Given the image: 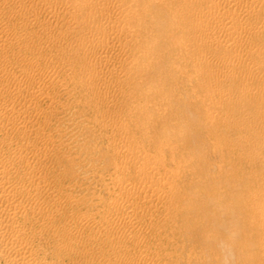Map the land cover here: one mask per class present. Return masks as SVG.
I'll use <instances>...</instances> for the list:
<instances>
[{
    "label": "bare ground",
    "instance_id": "obj_1",
    "mask_svg": "<svg viewBox=\"0 0 264 264\" xmlns=\"http://www.w3.org/2000/svg\"><path fill=\"white\" fill-rule=\"evenodd\" d=\"M148 59L153 61L151 74L158 80L159 88L154 91L138 79V72ZM164 71L170 76L166 84L165 76H161ZM178 75L187 77L184 81L194 79L208 101V109L202 110V106L196 111L199 122L208 125L207 136L223 143L225 158L240 155L241 161L250 165L242 167L237 175L225 176L221 174L224 171H219L221 176L216 179L224 186L227 179H237L242 191H249L244 180L252 179L254 190L246 198L250 197L249 207L256 212L255 235L263 237L264 0H0V259L3 264H79L78 257L88 260L99 245L108 246L107 254L99 255L96 250L99 256H91L93 261H84L85 264H164L160 262L164 256H160L157 247L170 251L165 254L166 262L177 264L183 258L173 250L182 240L179 231L188 227L189 233L198 234V227H207L199 232L208 233V226H201L200 214L204 213L203 217L209 212L210 203L201 209L193 203H198L202 196L208 201L212 199L211 182L212 179L215 182L217 173L209 172L203 162H194V156L193 162L189 157V162L187 153L168 158L174 165L171 169L161 161L164 155L159 159L157 155H147L144 149L138 153L136 140L137 145L132 146L131 141L125 144L133 129L129 126L134 127V122L118 111L123 108L132 115L133 112L148 115L150 109L144 98L151 96L152 101L162 99L165 103L166 91L182 85L180 77L176 79ZM149 78L153 80V76ZM140 91L146 96L134 101L132 98ZM41 103H47L46 107ZM76 107L82 113L94 108V113L90 111L94 114L93 125L79 119ZM217 117L223 122L217 121ZM83 129L92 130V137L110 139V161L113 160L116 169L110 173V185L106 184L109 198L106 200V194V202L101 200L103 207L99 206L98 219L91 215L95 209L90 215L64 218L63 213L75 203L71 197V200L66 196L63 199L72 187L63 194L66 188L62 185V190L59 186L60 190L54 188L47 178L53 174L59 185L69 174L75 176L73 171L78 175V168L88 159L80 157V152L92 159L96 155L93 144L98 140L92 143L91 133L88 134L91 144L87 134H81ZM75 151H80V158ZM107 158L109 161V155ZM46 161L51 162L50 168L44 167ZM56 165H62L68 174ZM189 170L191 175L205 180L196 181L194 176L195 181H183L193 178L191 175L185 178ZM84 173L85 177L87 173ZM99 174L102 177L104 172ZM82 195L90 196L85 192ZM192 204L196 215L190 211L193 214L190 216L186 211ZM252 218L245 221L246 225ZM218 223L221 222L217 226ZM87 229L94 233L85 234ZM37 235L41 239L48 235L47 244L50 240L58 244L55 245L58 251L53 253L58 261H47L40 257L43 252H35L34 247L41 245ZM225 240L220 241L224 242L222 246L227 243ZM178 246L184 247L180 243ZM260 248L258 252L263 255L264 243ZM76 257L78 260L74 261ZM109 257L115 260L106 261ZM260 259H255L257 264H261ZM226 261L222 264H228Z\"/></svg>",
    "mask_w": 264,
    "mask_h": 264
},
{
    "label": "rangeland",
    "instance_id": "obj_2",
    "mask_svg": "<svg viewBox=\"0 0 264 264\" xmlns=\"http://www.w3.org/2000/svg\"><path fill=\"white\" fill-rule=\"evenodd\" d=\"M152 63H153L152 60H150V59L146 60L144 62V67L141 69V71H139V72L137 71V72H138V79L141 78V82H143L142 84H147L146 86H148V88L150 90L154 91L155 88H159V86H157L158 85L157 84V81H158L157 77L154 74L153 75L151 74V73H153ZM163 67L165 69L167 67L169 68V66L166 67L165 65H163ZM167 71H164L163 74H161V76L162 75L165 76V77L162 76L164 78V81H166L165 84L170 80V76L167 75ZM152 76H153L154 82H153V80L151 81L152 78L151 79L149 78V77H152ZM168 76H169V78H168ZM179 77L180 76L178 75V77H176V79L178 80ZM166 78H167V80H166ZM184 79H187V77L184 78V76H181L180 79H179V81L181 80V82H182V85L180 83L181 87H176L177 89H175L173 87L172 89H168L169 90L168 92L166 91V94L168 95V98L166 97L167 99L162 96V98L166 99L165 103H164V101L162 99H158L156 101H152L151 96L144 98V96H146V95H145V93L143 91H140V94H138V95L136 94V96L132 98L134 101H135V98H136V100L144 98V100L147 101V104H148L149 109H150V113L148 115H144V114L137 113V112H133V115H132V113H129V110H127V109L126 110L123 109V108H119L118 109L119 112H120V110L123 111V114L126 116V119L128 118L129 121L133 120V122H134L133 123L134 127H133L132 124L129 123L130 124L129 129L133 128L132 130L130 129L131 132L132 131L133 132L132 133L131 132L128 133V135L129 134L130 135L128 136V139H126L127 141H125V144L128 145L130 143V141H131V143H130L131 145L132 144L133 145H137L138 144V147L134 146V147H137L136 150H137L138 153H141V150L143 151V149H144V152L146 150L145 153H148L147 155H150V156H153V157H154V155L155 156L157 155L156 157H159V159H160V157L162 155H164L161 158V161L165 162L166 168H170L171 169V168L174 167L173 163L170 162L171 160H169L168 158H170L171 156L176 157V158L177 157H183L187 153V154L190 155V156H187L188 159H189V157H191L192 158V162H193L194 159H195L194 162H203V163H205L207 165V167L209 169V172H211L212 174H214V173L216 174L217 173L216 174L217 176L214 175L215 176V182H213V179H212V182H211V185H212L211 186L212 187V199L210 201H208L205 197L203 198V196H202L201 199H199V200L197 199L198 203H196V202L193 203L195 206L199 205L200 209L203 208L206 204H208V202L210 203V208H209V212H208L209 214L205 213V215H206V216L204 215L205 217L204 216L202 217V214H204V213L200 214L201 215L200 218H202L200 220L201 223H202L201 226L205 227V225H207L208 226V230H209L208 231L209 234L207 232H206V235H203V233L200 234L201 230L207 229V227H205L203 229L202 228L200 229V227H198L197 228L198 234L196 233L197 235L195 233H193V232L189 233L188 230H187L188 227H187V229L185 228L186 230L184 229L185 231L184 230L179 231V234H181V237H182V240H180L179 243H180V245L182 244L184 247H182V246L179 247L178 246L179 245L178 242H177L178 244L176 246L174 245L175 248L173 250H177L178 251V252L177 251L176 252L179 254V258L183 257L181 260H179V262L177 264H222L226 260L227 261L225 263H228V264H257V260H255L257 258L258 259L261 258L260 260H258V262H261V264L262 263L264 264V253H263V255H260V253L258 252V249H261L260 246H262L263 243H264V240L262 239L264 237V235H263V237H259V236L257 237L255 235V232L257 231V229L255 228L256 225H255V222H254L255 219H256V217H255L256 212H255V210L253 208L249 207L248 201H249L250 197L246 198V196H248L249 194L251 196V194H252V192L254 190V184L252 183L253 182L252 179L247 178V179L244 180V182H248L247 186L249 187V191H246V190L242 191L241 188H240V181L237 180V179H232V180L227 179L226 180L227 184L225 185L226 187L224 186V183H222L220 181H217V180H220V179H218V178L216 179V177H218L220 175L219 171H224L223 173H221V174H224V175L225 174L227 175L229 173H231L233 175H237L238 171H242L243 170L242 167L250 166V165H247L243 161H241V158L243 156H240V155L236 156V157H228L227 156L225 158V155H224L225 154L224 153L225 150L222 149L223 143L219 142L220 140L219 141L212 140L210 137L207 136L205 130L208 127V125L207 124H201L199 122V120L196 117V111L199 108L201 109L202 106H204V107H202V110L207 108V106L209 107V105L206 103L208 101H206L204 99L203 94L200 93V88H198L196 86V83L194 82V79L192 80L191 78H189V79H191L190 81H189V79H188V81L187 80L184 81ZM192 82H193V84H192ZM194 84H195V86H194ZM182 88H184V89H182ZM132 89H134V88H132ZM178 89H180V90L178 91ZM186 89L188 90V92H187ZM184 90H186V92ZM134 92L137 93V91H134ZM183 92H184V94H182ZM132 99H131V102H133ZM202 102H204V103H202ZM205 103L207 104L206 106L205 105H201V104H205ZM41 104H42L43 108H45L46 107L45 105H47V103H41ZM157 107H162L163 109H157ZM76 108H75V110L78 111V107H76ZM91 108L83 111V113L87 112V114H83L82 111L80 112V110H79L78 111V115H79V119H82V120L85 119L86 122L90 123V125H93L92 124L93 122L91 123V121H92V119H94V116H93L94 115L93 114L94 113V108L93 109H91ZM102 109L103 108L101 107L100 110H102ZM90 111H92L93 113L90 112ZM80 113L82 114V117L84 115H87V116H89V118L88 119H87V117H85V118L83 117L82 118L80 116ZM128 113L131 114L132 116L129 115ZM121 114H122V112H121ZM91 116H93V118ZM196 119L198 120V122H197ZM217 119H218V117H217ZM93 121H94V124H95V120H93ZM217 121H219L220 123L223 122L221 119H218ZM135 122H136V124H135ZM220 125L222 127V124H220ZM228 126H231V125L228 124ZM221 127H219V128L221 129ZM84 130H86V129H83V131ZM83 131H82L81 134L82 135H86L87 134L86 135L87 137L85 136L87 138V140L89 139L88 138V134L90 136V133H91V138L94 139V140L90 139L91 141H93L92 143H95V139L98 140V141H96V142H98L97 144L96 143L93 144V145H95V147L94 146L93 147L96 148V150L94 149V151H97V152H95L96 155L94 153L95 156L93 157V159L91 157L85 156L84 152H80L79 151L81 153V155H80V153L78 151H75L76 153L77 152L79 153V154H77L78 157L80 155V157L84 156L85 159L88 158V159H86V162H84L83 167L81 166L83 169L81 167L78 168V170H77V174L78 175H76L75 174L76 172L73 171V173H74L73 175H75L76 177L75 176L71 177V175L69 174L67 178H63L65 180H63L62 183H61V181H59L60 183L58 182L59 185H57L56 184L57 182L54 180V178L52 176L53 174H49V176H47L48 181L51 184L53 183V186H55L54 188H56L58 186L60 187L61 190L63 189L62 186H64L66 188L64 190L65 192L62 190L63 194H65L66 192L70 191L69 187L73 188V189L71 188V191H70L71 193H68L70 196L66 193L65 195H63L64 196V198H63L62 195H61V197L63 199H67L68 198L69 200H71V198H73V200L75 202L74 203L75 207H73L74 205H72V207H69L67 209V211L63 213V217L64 218H68V219L70 217L76 216V214L79 217L80 216H85V215H90V213H92L94 211V209L97 212L94 211L91 215H96L95 218L98 219L97 215L100 212L99 210H101L102 207H103L102 201L106 202V200H108V198H109V193L106 190L107 186L110 185L109 184L110 183L109 179L111 180L112 174L116 171L115 165L113 164L114 162L112 163L113 160L110 161V159H111L110 158L111 156L109 154L110 153L109 152L110 151V149H109V142H110L109 140L110 139L108 140L109 141L108 142L107 141L108 138H106V137L103 138V139H101L100 137L99 138L92 137V135H94V134H92L93 131L91 130L92 131L91 132L90 129L88 131H86V132L85 131L83 132ZM134 132H135V134H133ZM193 132H194V134H193ZM215 135H217V134H215ZM203 137L206 139L205 142H204ZM207 138L210 139V140L208 141ZM227 139H226V141H230V140H227ZM139 141H140V143H139ZM181 141H183V142H181ZM103 142H104V145H102ZM135 142L137 144H135ZM99 145H101V146H99ZM173 146L176 147L177 150L175 148H172ZM178 148H180V149H178ZM98 149L100 150V153L98 152L99 151ZM104 149H106V150H104ZM102 150H103V153H101ZM105 152H106V154H105ZM98 153L100 154V156H102V157L104 156V159H105L104 161H103L102 157L99 156V158H102L101 160L98 158V155H99ZM159 154H161V155H159ZM106 155L107 156L109 155L110 167H109V163H108L109 161L107 160L108 158H107ZM193 156H194V159H193ZM94 158H95V160H94ZM98 159H99V161H98ZM166 159H167V161H169L168 163H167ZM190 159L188 160L189 162H191ZM87 160H88V162H87ZM93 160H94V163H93ZM91 162L95 166L98 165L99 168H96L97 166L95 167ZM221 162H222V165L224 164L223 166L220 165ZM50 163L51 162L46 161L44 163V164H46V165H44V167L48 166V168H50L51 167ZM86 163H88V164L86 165ZM99 163H101L100 166H99ZM103 164L105 165V167H104ZM91 165L94 168H96V169L93 170ZM56 166H58V165H56ZM61 166H58V167H60L59 169H61V170L64 169V167L63 166L61 167ZM84 167L85 168L87 167L86 168L87 171L86 170L83 171ZM218 167H220L219 169H221V170H219ZM89 168H91V169H89ZM99 169H100V171H99ZM101 169L103 171H101ZM105 169L108 170V171H106ZM66 170L67 169H64L63 171L66 172ZM92 170H93V172L96 175L94 173H92ZM216 170H218V171L216 172ZM78 171L81 172V173H79ZM111 171H112V174H110ZM84 172L87 173L86 174L87 176H89L91 173L93 175L91 174L92 176L90 175L89 177H87V178H89L87 180L86 175H85V177L82 176V174ZM100 172L101 173L104 172V174H102L103 175L102 177H101V174H99ZM107 172L109 173V175H107L108 174ZM97 173L99 174L98 176H97ZM191 174H192V172H191V170H189V173H187V176L185 175L186 176L185 178H187L188 175H191ZM78 176H79L80 180H77ZM93 176H95V177H93ZM191 176H193V178L192 177L187 178L189 180H186V179L183 178V181L184 180L187 181V182L188 181L190 182L191 180L198 181V179L200 178V176H199V178H198V176L196 177L195 175H191ZM194 176L196 177L195 180H194V178H195ZM50 177L53 179V182H52ZM92 177H93V179H92ZM68 178H69V181H68ZM103 178L105 180H103ZM201 178L199 180H205L204 177L202 179ZM90 180L92 181V183L89 184V182H91ZM98 180H99V182H97ZM221 180H222V177H221ZM81 181H83V183H80ZM102 181H104V182H102ZM54 182H55V184H54ZM67 182H69V183L67 184ZM72 183H74V184H72ZM82 184H83V186H81ZM84 184L86 185V187H85ZM102 184H104L105 186H103ZM106 184H109V185H106ZM60 185H62V186H60ZM90 185H92L93 187L90 186ZM77 186H79L78 188H80V190L77 188ZM59 187H58V189H59ZM76 188L78 189V192L73 194V192H75L77 190ZM87 188H89V189H87ZM99 188H100V190H99ZM67 189H69V190H67ZM86 190H87V192H86ZM79 191L80 192L82 191V192L79 194ZM88 191L90 192V194H89L90 196L88 195V193H89ZM94 191H95V193H94ZM101 191H102V193H101ZM84 192H85V194L87 193L89 198H86L87 197L86 195H82V194H84ZM91 194L93 196H91ZM97 194H99V196ZM106 194H107V197H106ZM79 195H82V196L78 197ZM94 195H95V197H94ZM101 195L104 196V197H102ZM75 196L77 198V201H76ZM229 196H231V197H229ZM93 197H94V200H93ZM105 197H106V200H105ZM81 198H82L81 202L78 201ZM237 198H239V199H237ZM97 199H98V201H97ZM86 201H88L87 204L89 203L88 207L86 206L87 205L85 203ZM97 203L99 205H97V207H96L95 205ZM193 204L192 205H188L189 206L188 207L189 210L187 209V211H186V212H188L187 214H189V212L191 211L194 215H196L195 214L196 212H193V211H195V209H193V208H195V206ZM94 206L96 208H93ZM99 206H101V209L99 208ZM70 208H72L73 210H71ZM70 211H72L73 213L71 214ZM78 211H80V214L82 213V215H79ZM191 212H190V214H191L190 216H193V214ZM251 217H253V218L248 222V225H246L245 221H247ZM218 221H220L221 223L222 222L225 223V227H224L223 223L222 224L218 223V226H217L216 223ZM183 224H185V223H183ZM183 224L180 225V226L183 227ZM219 224L223 226L222 227L224 229L223 231H222V228L220 229L221 226ZM218 227H219V229H218ZM90 229L92 230V229H95V228H90ZM90 229H87L85 231L86 232L85 234H87V233L89 234L90 232L92 233V231ZM218 230H221V231H218ZM93 233H94V230H93ZM29 235L32 236V233H29ZM45 236H44V238L42 237V239H44V240H42L37 235V238L41 239V240H39V242L41 243V245L39 244L40 247H42V246H44V247H42L40 249V247L35 246L34 247L35 252L37 254H39L41 252L45 253L47 251L45 254L47 255V253H48V256H45V254L43 255V253H42L40 255V257L41 258H45L47 261H50V260L51 261H58L57 260L58 259L57 256L55 254H53V253H56V251H58V250H56V246L58 244L57 243L54 244L53 241L50 240L48 244L51 247H49V246L46 247L45 245H48V244L46 243L45 240L49 236L48 235H45ZM199 236H201L202 238L199 237ZM194 237L196 238L195 240H193ZM207 237H210V238L208 239ZM205 238L208 239V240H206ZM222 238L227 239V240H225L227 242L225 244V246H222L224 242H222V244L220 242L221 240L224 241V239H222ZM218 242H220V244H219L220 248L223 247V249H218L219 248L218 247L219 245L217 244ZM156 246H158V245H156ZM162 246L166 247V244H164ZM190 247L193 250V251H191L192 253H190V250H191ZM43 248H44L45 251L42 250ZM49 248L51 250L53 248L52 252H51V250H49ZM180 248H182V250H180ZM102 249H104L103 252L101 251ZM106 249H108V246L99 245L97 247V249H95V251L98 250L96 252L99 255H102V254L104 255V254H107V250ZM156 249H157V252H159V254L161 253L160 256H164V261H160V262H164V264H172L173 263V261H172V263H171V261L166 262L168 257H166L165 254H166V252H170L168 249H167L168 251L165 250L164 248L163 249H158V247H157ZM187 249H190V250H187ZM221 250H223V251H221ZM95 251H94V255L99 256ZM164 251H165V253H164ZM186 251H187L188 254H186ZM255 253H258V254H255ZM191 254H194V256L191 255ZM254 254L256 255V257H254ZM94 255H90L88 257V260H87V258H83V257L82 258L78 257V259H79L78 260L77 257H76V260L74 259V261L78 260V261H81V262H79V264H85L84 261H93V258L95 257ZM185 255H186V257H185ZM258 255L260 256V258H259ZM54 256H55V258H54ZM91 256H93V258H91ZM47 257H49V258H47ZM187 257L191 258V260H189ZM109 258L106 259V261L115 260V259H112V258H114L113 256H112V258L111 257H109ZM196 258H197V260H196ZM185 259H187L188 261H186ZM193 259H194V261H193ZM221 259H223V260L221 261ZM64 261H68V260H64ZM0 264H3L1 259H0Z\"/></svg>",
    "mask_w": 264,
    "mask_h": 264
}]
</instances>
